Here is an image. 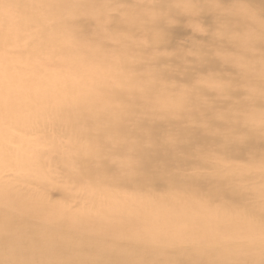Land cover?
<instances>
[{
	"label": "rangeland",
	"instance_id": "obj_1",
	"mask_svg": "<svg viewBox=\"0 0 264 264\" xmlns=\"http://www.w3.org/2000/svg\"><path fill=\"white\" fill-rule=\"evenodd\" d=\"M259 2L0 0V180L15 181H0V190L9 197L42 194L44 203L59 209L56 215L71 214L70 248L84 233L74 215L103 208L110 214L97 218L105 221L131 193L148 195L150 205L164 197L182 200L186 193L171 185L142 180L134 189L116 183L118 176L132 173L138 151L150 149L144 127L157 121V153L169 159L176 180H197L193 199L200 207L235 217L249 205L264 215V183L253 186L264 171V7ZM155 19L165 28V40L157 38ZM178 110H192L195 117L178 119ZM116 121L119 126L112 128ZM193 136L200 141L190 143L185 155L179 146ZM84 168L92 176L81 175ZM223 169L233 171L222 187H237L242 196L230 199L224 190L207 204V178ZM26 208H12L14 220ZM188 217L197 218L190 212ZM84 218L87 229L93 221ZM190 243L181 246L198 247L195 239ZM144 246L143 260L135 264L172 263L156 260L158 249ZM12 250L24 253L16 246ZM196 255V263L213 264L203 252ZM257 256L262 261L249 264H264V250Z\"/></svg>",
	"mask_w": 264,
	"mask_h": 264
},
{
	"label": "bare ground",
	"instance_id": "obj_2",
	"mask_svg": "<svg viewBox=\"0 0 264 264\" xmlns=\"http://www.w3.org/2000/svg\"><path fill=\"white\" fill-rule=\"evenodd\" d=\"M260 1L257 3L258 7H264V0ZM204 14L207 15L205 12ZM230 21L235 24L233 20ZM152 25L158 31L157 38L165 40L167 34L159 21L155 19ZM208 63L211 65V62ZM70 87L71 84L68 85ZM29 98L28 94L24 95L25 101ZM45 100L48 101L49 96ZM65 100L70 101L69 91ZM3 104L8 108V103ZM160 114L163 117L165 113ZM194 115L192 110L177 111L178 119L193 118ZM118 126L119 121L112 124V128ZM140 127H144V124H140ZM157 128V121L144 127L150 149H140L132 173L118 176L116 183L134 189L143 185L142 180L161 186L171 185L186 193L182 200L177 198V201L170 202L164 197L150 205L148 195L131 193L125 200L114 205L115 213L105 221L101 222L97 218L104 213L110 214L103 208L96 211L90 209L87 215H74L78 222L76 227L84 230V233L78 237L79 243L70 248L69 242L75 237V227H66L72 218L71 214H63L64 217L56 215L55 212L59 209L44 203L42 194L29 191L24 195L18 193L9 197L4 190H0V264H135L143 260L144 250L147 248L144 244H148L153 252L158 249L156 260L163 259L164 263L171 261V264H200L202 262L196 263L193 256L202 252V258L212 260L213 264H249L262 261L257 255L264 250V215L255 214L249 205L235 217L220 208L200 207L193 199L198 192L197 180H176L169 174V159H161L158 155L154 146ZM197 141L200 138L196 136L184 141L179 146L181 152L186 155L188 145ZM236 154H240V151ZM253 154L257 156L255 151ZM232 171L223 169L208 176L206 183L209 187L205 188V203L213 201L224 190L229 191L230 199L236 200L242 196L237 187H222L224 182L230 180ZM80 174L92 176L87 168L81 169ZM261 176V181L253 186L264 183V171ZM0 181L3 185L15 183L11 178ZM25 198L28 200L24 201ZM23 207L27 208L22 214L19 212L17 220H14L11 209ZM188 212L197 218L190 219ZM84 217L93 221L87 229L82 225L86 220ZM28 218H35L36 221L29 222ZM134 218L136 220H131ZM158 228L163 232L157 231ZM123 235L125 237L114 240ZM193 239L198 247L189 250ZM183 242L187 244V249L181 246ZM15 246L24 249V253L17 252V257L12 250ZM118 249L123 253L118 254ZM256 250L260 252L254 253ZM79 252L83 253L79 255ZM67 256L70 258H66Z\"/></svg>",
	"mask_w": 264,
	"mask_h": 264
}]
</instances>
